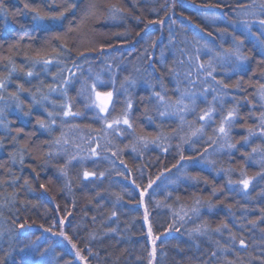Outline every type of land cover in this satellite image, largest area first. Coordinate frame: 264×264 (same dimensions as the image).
I'll return each mask as SVG.
<instances>
[{"label":"trees","instance_id":"16d2710c","mask_svg":"<svg viewBox=\"0 0 264 264\" xmlns=\"http://www.w3.org/2000/svg\"><path fill=\"white\" fill-rule=\"evenodd\" d=\"M262 20L0 0V264H264Z\"/></svg>","mask_w":264,"mask_h":264},{"label":"rangeland","instance_id":"374dc122","mask_svg":"<svg viewBox=\"0 0 264 264\" xmlns=\"http://www.w3.org/2000/svg\"><path fill=\"white\" fill-rule=\"evenodd\" d=\"M140 206H141V209H142V212H143V220H144V224H145V227L147 229V236H148V241H149V244H150V247H151V251L152 253H154V247H155V244L157 243L158 241V238L157 237H154L152 234H151V231H150V227H149V223H148V213L146 211V209L143 208V203L140 202ZM44 234L46 235H49V236H52L53 235V232H44ZM61 237V234L58 235ZM73 251L75 252V256L77 258V261L81 262L82 264H84V260L81 258L80 255H77V251H75L73 249ZM152 264V263H151Z\"/></svg>","mask_w":264,"mask_h":264},{"label":"snow or ice","instance_id":"6c2138e0","mask_svg":"<svg viewBox=\"0 0 264 264\" xmlns=\"http://www.w3.org/2000/svg\"><path fill=\"white\" fill-rule=\"evenodd\" d=\"M261 23L264 24V20H262ZM93 90H95V86H93ZM96 95H97V97L103 96V97L106 98V100L111 98V93H99V92H97ZM106 107H107V104H106V103L103 104V106H101V111H104ZM65 115H68V113L66 112ZM229 115H231V113H229ZM201 119H204V117L202 116ZM124 123L127 124L128 121L125 120ZM220 132H221V133L224 132V127H223V125H222L221 128H220ZM85 175L87 176L88 173H85ZM240 183H242L243 186H244L245 188H247V187H248V184H249V181H248L247 179H245V180L240 181ZM61 234H63V233H61ZM241 243H243V241H241ZM73 247H75V246H73ZM77 255H79V253H77Z\"/></svg>","mask_w":264,"mask_h":264}]
</instances>
